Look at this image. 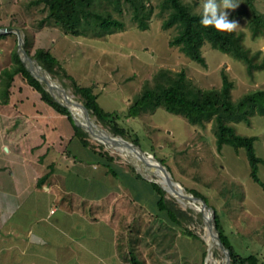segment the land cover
<instances>
[{"label":"rangeland","instance_id":"374dc122","mask_svg":"<svg viewBox=\"0 0 264 264\" xmlns=\"http://www.w3.org/2000/svg\"><path fill=\"white\" fill-rule=\"evenodd\" d=\"M158 1L152 2L157 4ZM186 1L191 2L190 4L197 11L202 10L204 0ZM233 2L238 6L226 10L229 19L238 22L236 31L241 33L245 46L255 54V62L263 67L258 65L249 71L246 61L213 48L210 43L202 47L205 64L191 59L178 46L169 43L177 33V27L163 26V17L159 15L158 5L155 7L149 27L141 29L132 18V6L125 0L121 11L106 0L102 2L98 0L97 9L110 11L114 17L125 21V27L113 32H103L97 26L91 25L84 34L76 35L66 33L54 19L47 17L48 9L44 3L32 4L30 0H0V27L23 28L30 37L27 48L31 55L34 56L39 47L48 48L80 84L93 85L100 105L105 110H117L124 116L121 118L122 122L127 127H132L130 131L132 135L136 132L139 134L141 147L159 159H164L167 167L171 169L169 170L172 176L186 189V192H191L189 189L194 188L207 196L209 204L220 212L225 230L236 248L244 255L257 253L264 264V187L254 181L250 174L251 168L245 148L236 151L231 145L225 144L222 149H218L213 120L192 124L184 116L165 108H158L154 112L145 111L136 117L126 116L129 105L133 103L135 95L142 89L144 82L148 79L152 80L154 73L161 67H167L174 72L184 70L192 81L204 87H220L223 83L224 71L233 82L231 93L235 99L245 92L264 87V26L260 31L254 32L249 22L246 11L248 5L245 0H233ZM254 3L264 14V0H254ZM15 48H18V35L15 32H5V36L0 38V86L1 71L4 67L12 65V52ZM65 80L71 83L68 78ZM67 88L83 102L81 96L73 92L72 86ZM2 99L0 95V126L4 123L6 128H9L18 119L24 122L20 134L22 135L23 131H25L24 135L31 132L30 137L21 136L16 143L17 147L22 144L24 156L15 155L13 160L10 159L11 156L5 155L7 152L5 148V151L3 150L0 133V163L9 164L8 168L0 173V206L7 209L16 202L13 192L19 190L21 184L26 182L27 173L29 172L30 175L34 171H31L32 168L28 170L24 164L30 161L36 165L38 158L44 155L46 148L50 147L53 148L51 154L54 157L47 155L46 160L43 159L44 164L51 162L52 159L56 161L59 154L57 150L59 147L63 148L69 140L70 134L67 132L72 131V128L67 116H56L52 111L54 109L42 101L39 94L20 76H17L11 88L9 101L2 103ZM94 117L97 119L96 116ZM99 122L110 130L101 121ZM233 124L240 133L257 135L256 153L264 159V114L254 113L250 123L240 120ZM54 127L65 129L67 132L60 133L58 130H53ZM44 134L46 137L43 136ZM53 138L59 140L60 146L51 143ZM89 140L96 149L108 151L113 155L116 164L131 171L130 164H134L126 154L98 140L90 133ZM128 140L132 141L131 138ZM33 146L36 150H33ZM141 167L152 179L159 180V175L152 166L142 164ZM47 169L49 167L40 168L39 173ZM259 176L264 180V162L259 165ZM166 191L167 197H174L178 206L186 209L193 216L190 222L185 223L200 236L199 239L189 237L181 232V228H175L180 241L187 240L192 243L193 255L188 260L185 259L184 264H230L227 261L226 247H215L212 252L214 259H209L208 249L211 242L203 210L194 208L188 202L190 200L198 205L200 203L191 199L181 201L171 192ZM117 198L116 215L125 214L132 228L137 224L144 230L151 222L150 215H143V212H140L141 215L134 219L137 214L136 209L143 207H138L133 201L131 189L121 187ZM44 199L46 200L42 195L35 197L32 201L34 206L30 200L26 201L29 205V215L25 214V217L22 215L21 219L19 217L18 219L26 223L27 217H32L34 210H38L39 207L45 210L47 200ZM147 205V210L153 211L149 204ZM161 222L164 223L165 220ZM7 224L16 226V220L8 218ZM155 224L145 228L147 233L144 240L147 244L143 251L148 255L152 248L162 245L158 243L159 237L153 239L152 231ZM164 235L163 233L159 236L161 238Z\"/></svg>","mask_w":264,"mask_h":264},{"label":"trees","instance_id":"16d2710c","mask_svg":"<svg viewBox=\"0 0 264 264\" xmlns=\"http://www.w3.org/2000/svg\"><path fill=\"white\" fill-rule=\"evenodd\" d=\"M97 1L30 0L32 4L44 3L48 9L47 17L54 19L66 33L84 34L91 25L97 26L103 32L123 29L125 21L114 17L110 11H99L96 6ZM123 1L106 0L118 11L122 9ZM125 1L132 6V18L141 29L149 27L155 7L158 5L160 7L159 15L163 17V26L165 28L177 27V33L173 35L169 43L172 46H178L193 60L205 64L206 59L202 47L206 43H210L213 48L246 61L249 71L258 65L263 67L260 63L255 62V54L245 46L241 33L236 30L231 33L220 32L214 27L205 28L201 26L199 20L202 10L197 11L190 4L191 2L186 0H159L155 4L152 2L153 0ZM245 2L248 5L246 11H248L249 22L254 32H258L264 26V14L259 11L254 0H245ZM4 36L5 33H0V38ZM29 42L30 37L27 36L26 47ZM34 56L66 87H73V92L81 96L83 103L88 107L91 114L97 117V120L115 134H120L128 139L131 138L133 142L141 145L139 134L136 132L132 135L130 133L132 127H127L122 122L123 115L117 110H105L98 101V94L94 91V86L80 84L73 75L67 72L59 58L50 49L39 47ZM12 59V65L4 67L1 71L0 95L3 98L2 103L9 101L11 88L17 76H20L29 87L39 94L42 101L54 109L53 112L67 116L73 137L79 138L84 147L92 150L97 161L108 167L110 173L131 189L134 199L147 202L158 217L164 219L168 224L181 228L184 235L200 238L185 223L190 222L193 216L186 209L179 207L174 197H167L166 189L158 181L146 178L132 164H130L131 171L126 170L115 163V157L108 151L92 146L88 131L76 124L70 110L50 93L44 83L31 74L22 62L17 48L12 52ZM222 76L223 83L220 87H204L192 81L184 70L174 72L167 67H161L154 73L152 80L148 79L144 82L142 89L135 95L133 103L129 105L126 116L136 117L145 111L154 112L158 108H165L172 113L184 116L192 124H202L205 121L213 120L218 149H222L225 144L231 145L236 151L245 148L251 168L250 174L254 181L264 187V180L259 176V165L264 162V159L256 153L255 140L257 135L240 133L233 124V122L240 120L250 123L254 113L264 114V87L245 92L235 99L231 93L232 80L224 71ZM66 78L71 81L70 84L65 80ZM161 160L165 163L164 159ZM189 191L201 195L209 203L207 196L199 190L190 188ZM215 222L221 240L230 250L231 264H262L257 253L244 255L236 248L229 238L221 214L216 208ZM132 262L145 264L135 253L132 254Z\"/></svg>","mask_w":264,"mask_h":264},{"label":"crops","instance_id":"0c3cea01","mask_svg":"<svg viewBox=\"0 0 264 264\" xmlns=\"http://www.w3.org/2000/svg\"><path fill=\"white\" fill-rule=\"evenodd\" d=\"M23 123L17 119L9 128L4 123L5 128L3 124L0 126L2 147L10 159L15 155L24 156L22 144L17 147L16 143L21 136L30 137L31 132L24 135L22 130L20 134ZM50 131L53 132L52 128ZM68 131L69 140L57 150L58 159L44 164L47 155L54 157L50 147L38 158L36 165L26 162L28 170L32 168L36 174L27 173L26 182L13 192L16 202L10 208L0 206V264H134L133 253L145 264H184L185 259L192 257V243L179 240L176 225L162 223L161 217L147 210V202L133 199L138 207H143L136 209L134 219L141 215L140 212L149 214L151 222L145 228L156 223L153 239L159 237L157 242L162 244L152 248L149 255L144 253L147 228L143 230L137 224L132 228L125 214L116 215L119 189L126 186L94 158L92 150L73 137L71 130ZM51 143L60 144L54 138ZM7 165L0 163V173L8 168ZM46 167L49 169L40 174V168ZM41 195L47 200L45 210L39 207L32 217H27L26 223H22L18 217L29 215L26 201L30 200L34 206L33 199ZM8 218H14L16 226L8 225ZM163 233L165 235L160 238Z\"/></svg>","mask_w":264,"mask_h":264},{"label":"water","instance_id":"95a60500","mask_svg":"<svg viewBox=\"0 0 264 264\" xmlns=\"http://www.w3.org/2000/svg\"><path fill=\"white\" fill-rule=\"evenodd\" d=\"M5 32H15L18 35V54L20 55V58L26 68L31 72V74L37 78L40 82L44 83L46 85V88L50 91V93L64 106H66L70 113L76 122V124L82 126L85 130L88 131L90 134H95L94 131H92V128L87 127L86 125L79 122L74 114L73 108L75 109H81L84 108V115L87 118V121L91 124V126L100 128L106 135H108L109 140L113 141H103L107 145L111 146L112 148L126 154L130 161L134 164V166L146 177L149 179H152L149 174L144 170L141 169L142 164L146 166H152L153 164L151 162L157 163L156 165L163 173L166 182L170 185L169 188H167L160 180L158 181L166 190L171 192L176 198L183 201L185 199H191L195 200L200 203L203 214H204V220L206 227L210 233L211 236V246L208 249V255H210L213 252V249L217 246L220 247H226V256L228 263L231 264V254L229 248L224 244V242L221 240L220 233L216 227L215 222V209L213 206H211L201 195L193 193V192H186V189L174 179L172 176L169 168L167 165L159 159L157 156H155L153 153L144 150L141 145L128 140L127 138L123 137L120 134H115L114 132L106 129L95 117L91 114L88 107L78 100L73 93L70 92V90L60 81L57 77L53 76L50 71L42 65L40 60L31 55L29 50L26 47V32L21 27L16 26H3L0 27V33ZM63 96L66 101H63L60 99L59 96ZM73 108H72V106ZM108 142V143H107ZM154 166V165H153ZM152 166V167H153ZM178 185V186H176ZM182 189L184 192L180 191Z\"/></svg>","mask_w":264,"mask_h":264},{"label":"clouds","instance_id":"9594fccd","mask_svg":"<svg viewBox=\"0 0 264 264\" xmlns=\"http://www.w3.org/2000/svg\"><path fill=\"white\" fill-rule=\"evenodd\" d=\"M237 6L233 0H204L199 23L205 28L214 27L217 31L231 33L239 24L229 19L226 10L235 9Z\"/></svg>","mask_w":264,"mask_h":264},{"label":"bare ground","instance_id":"6f19581e","mask_svg":"<svg viewBox=\"0 0 264 264\" xmlns=\"http://www.w3.org/2000/svg\"><path fill=\"white\" fill-rule=\"evenodd\" d=\"M60 98L63 100V101H66V99L63 97V96H61L60 95ZM72 106V105H71ZM72 108H73V106H72ZM73 111H74V114H75V116H76V118H77V120L79 121V122H81L82 124H84V125H86L87 127H89V128H92V131H94L95 132V134L93 133L92 135L95 137V138H97L98 140H100V141H106V140H108V141H111V140H109V138H108V135H106L100 128H96V127H93V126H91V124L87 121V118H86V116L84 115V113H83V111H84V108L82 107L81 109H75V108H73ZM108 143V142H107ZM111 143H113V141H111ZM153 165V168L156 170V172L158 173V175H159V180L167 187V188H169L170 187V185L166 182V180H165V177H164V175H163V173L161 172V170L158 168V166L156 165L157 163H155V162H151ZM154 175V174H153ZM154 177V176H153ZM176 186H178V185H176ZM180 191H182V192H184L182 189H180ZM184 194H185V192H184ZM183 201H188L187 199H185V200H183ZM189 204H191V205H193L194 206V208H196V209H200V210H202V207L200 206V205H198V204H196L194 201H190L189 200V202H188ZM206 229H207V227H206ZM207 232H208V234H209V241L211 242V236H210V233H209V231H208V229H207ZM209 259H214V256H213V254L211 253L210 255H209ZM214 264V263H213Z\"/></svg>","mask_w":264,"mask_h":264}]
</instances>
